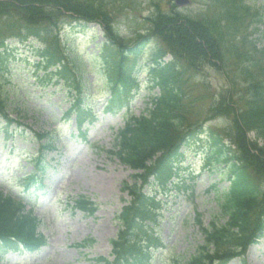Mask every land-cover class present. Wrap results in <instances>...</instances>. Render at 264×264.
<instances>
[{
    "label": "trees",
    "instance_id": "trees-1",
    "mask_svg": "<svg viewBox=\"0 0 264 264\" xmlns=\"http://www.w3.org/2000/svg\"><path fill=\"white\" fill-rule=\"evenodd\" d=\"M97 0H0V64L13 38L29 46L38 57L34 62L37 80L45 84H61L70 94L68 112L76 115L80 125L91 120L87 108V87L82 73L70 58L61 31L66 17L74 21L95 22L103 27L104 41L96 61L105 67V89L109 90L106 111L116 113L128 108L141 89L136 68L137 44L124 46L122 38L112 30L111 18ZM247 0H224L217 19L208 14L195 17L179 13L159 12L150 20L154 34L163 44L157 48L148 66V89H159L151 97L146 112L124 116V127L114 137L109 154L116 156L136 172L132 183H123L130 200L117 214L121 223L112 239L113 259L99 256L96 264H151L149 244L157 242L153 225L161 201L146 186L165 187L182 162L180 148L207 140L204 149L206 166L223 167L222 176L229 185L218 195L219 216L201 227L203 242L195 254L178 264H228L233 258L244 259L249 245L256 242L264 229V47L248 41L247 32L261 24L262 17ZM126 50V51H125ZM166 55L171 58L165 60ZM128 59L132 62L128 64ZM211 66L224 77L226 87L211 95L198 72ZM42 71L43 75H38ZM0 116L5 119V132L13 123L0 97ZM228 120L217 131L205 128L211 119ZM252 134L253 137H250ZM42 139L35 171L23 178L24 186L41 182L48 164L43 153L56 150L53 130L34 132ZM216 165V166H215ZM74 206L88 215L97 210L95 202L79 197ZM20 200L0 192V249L31 250L39 247L41 235L36 233L39 221L31 210L23 211ZM200 222V221H199ZM89 241V240H88ZM85 242L77 244L84 247ZM148 245V246H147ZM1 259V257H0Z\"/></svg>",
    "mask_w": 264,
    "mask_h": 264
},
{
    "label": "rangeland",
    "instance_id": "rangeland-1",
    "mask_svg": "<svg viewBox=\"0 0 264 264\" xmlns=\"http://www.w3.org/2000/svg\"><path fill=\"white\" fill-rule=\"evenodd\" d=\"M214 1L191 0V5L180 11L194 16L214 15ZM96 2L104 5L114 29L124 37V43L130 45L136 38L148 34L146 19L158 10L167 11L170 4L168 0ZM253 5L261 10L263 20L250 39L257 48H261L264 46V0H255ZM3 21L2 17L0 28ZM67 21L72 23L68 25ZM63 22L62 41L85 80L88 106L94 121L83 126L82 130L86 133L83 137L80 134L82 130H77L74 116L66 119L70 95L59 85H43L35 79L33 63L37 59L28 47L37 43L21 45L15 38L8 41L5 62L0 64V97L15 122L10 125L8 138H5V120L0 116V191L22 196L26 209L32 207L41 218L40 230L46 237V243L31 253L23 249L9 251L0 264H96L94 259L97 256L107 257L111 253L109 241L116 236L120 225L115 216L129 198L122 191L121 184L131 182L134 172L108 151L114 147L116 131L124 126V115L144 114L150 97L158 93L157 88L149 90L146 87L149 82L147 68L160 41L154 35L135 64V74L142 89L127 110L112 115L105 111L106 99L109 98V92L104 87L106 70L100 61L95 60L99 44L103 41L102 27L90 23L83 29L67 17ZM198 78L207 84L211 95H217L227 85L222 74L211 66L201 68ZM227 125L225 118L212 119L205 124V128L221 131ZM52 129L57 135L55 144L59 149L44 153L49 169L44 175L42 188L27 197L19 178L33 171L32 157L40 147V139L33 138L34 132ZM199 147L193 144L190 149L183 150L182 167L187 170L180 169L178 175L171 178L173 185L166 190L159 189L162 208L154 229L162 247L157 251L154 264L184 262L202 243L199 221L204 226L217 217L219 193L216 189L225 188L228 182L222 176L223 167L203 168L202 158L207 145L201 149L203 151ZM78 196L95 202L98 211L88 216L72 210L65 198L72 203V197L75 199ZM85 239H92L93 243L85 248L73 247ZM245 257V264H264V236L250 245ZM228 264H241V260L235 258Z\"/></svg>",
    "mask_w": 264,
    "mask_h": 264
},
{
    "label": "water",
    "instance_id": "water-1",
    "mask_svg": "<svg viewBox=\"0 0 264 264\" xmlns=\"http://www.w3.org/2000/svg\"><path fill=\"white\" fill-rule=\"evenodd\" d=\"M176 2H177V4H179V5H184V4L189 3L188 0H176Z\"/></svg>",
    "mask_w": 264,
    "mask_h": 264
},
{
    "label": "flooded vegetation",
    "instance_id": "flooded-vegetation-1",
    "mask_svg": "<svg viewBox=\"0 0 264 264\" xmlns=\"http://www.w3.org/2000/svg\"><path fill=\"white\" fill-rule=\"evenodd\" d=\"M171 1H173V0H171ZM174 4V3H173Z\"/></svg>",
    "mask_w": 264,
    "mask_h": 264
}]
</instances>
